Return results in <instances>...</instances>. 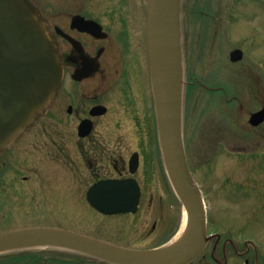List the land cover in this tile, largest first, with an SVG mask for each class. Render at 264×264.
Segmentation results:
<instances>
[{
  "label": "flooded vegetation",
  "instance_id": "1",
  "mask_svg": "<svg viewBox=\"0 0 264 264\" xmlns=\"http://www.w3.org/2000/svg\"><path fill=\"white\" fill-rule=\"evenodd\" d=\"M149 2L57 0V10L48 4L38 12L57 44L61 79L57 94L0 149V203L8 185L27 197L28 211L42 203L56 212L66 191L75 189L92 211L80 220L100 231L97 238L152 248L177 232L178 201L164 169L150 74ZM46 160L61 163L63 172L46 171L40 165ZM23 164L27 174L21 177ZM90 192L98 200L138 194L136 210L102 212ZM209 234L206 248L189 264H255L252 239ZM137 240L151 244H129Z\"/></svg>",
  "mask_w": 264,
  "mask_h": 264
},
{
  "label": "rangeland",
  "instance_id": "2",
  "mask_svg": "<svg viewBox=\"0 0 264 264\" xmlns=\"http://www.w3.org/2000/svg\"><path fill=\"white\" fill-rule=\"evenodd\" d=\"M34 1L41 10L48 4L57 10V0ZM187 12L183 134L188 162L206 197L210 227L252 239L255 264H264V125L256 128L248 122L264 103V0H187ZM235 47L245 52L237 63L229 59ZM46 161L40 164L46 171L63 172L61 163ZM24 165L21 177L27 174ZM3 191L0 231L57 226L94 236L100 232L80 220L90 218L92 211L83 206L78 190H67L56 212L42 203L28 211L27 197L14 194L8 185ZM177 210L181 224L180 204ZM134 242L129 244H151ZM36 252L37 260L24 264H105L70 253ZM0 264L18 261L10 257Z\"/></svg>",
  "mask_w": 264,
  "mask_h": 264
},
{
  "label": "water",
  "instance_id": "3",
  "mask_svg": "<svg viewBox=\"0 0 264 264\" xmlns=\"http://www.w3.org/2000/svg\"><path fill=\"white\" fill-rule=\"evenodd\" d=\"M181 3L182 0H151L148 14L150 71L164 163L187 215L181 237L157 248L135 249L69 229L23 227L0 233V253L57 248L112 264H189L204 250L210 239L207 209L192 175L183 137L185 72ZM41 20L24 0H0V149L33 121L60 84L57 47ZM230 56L232 61H239L244 52L236 48ZM249 121L254 126L264 122V108L254 112ZM89 199L105 213H113L134 210L138 194L114 193L98 200L90 192ZM103 202H110L111 208Z\"/></svg>",
  "mask_w": 264,
  "mask_h": 264
},
{
  "label": "trees",
  "instance_id": "4",
  "mask_svg": "<svg viewBox=\"0 0 264 264\" xmlns=\"http://www.w3.org/2000/svg\"><path fill=\"white\" fill-rule=\"evenodd\" d=\"M37 250H35V249H30V250H25V251H23V252H28V253H32V256L33 257H38V254H36L35 252H36ZM46 251H52V249H47ZM11 255H13V254H9V253H5V254H0V261L3 259V260H6L8 257H10ZM10 259V258H9ZM19 260H24V258H20Z\"/></svg>",
  "mask_w": 264,
  "mask_h": 264
},
{
  "label": "bare ground",
  "instance_id": "5",
  "mask_svg": "<svg viewBox=\"0 0 264 264\" xmlns=\"http://www.w3.org/2000/svg\"><path fill=\"white\" fill-rule=\"evenodd\" d=\"M186 220H187V215H186V212H184V218H183V223H182L181 229L175 235V237L172 239L171 242L177 241L181 237V235L183 234V232H184V230L186 228Z\"/></svg>",
  "mask_w": 264,
  "mask_h": 264
}]
</instances>
